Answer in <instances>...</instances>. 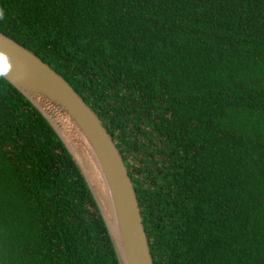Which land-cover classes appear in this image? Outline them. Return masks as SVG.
I'll list each match as a JSON object with an SVG mask.
<instances>
[{
	"label": "trees",
	"instance_id": "obj_1",
	"mask_svg": "<svg viewBox=\"0 0 264 264\" xmlns=\"http://www.w3.org/2000/svg\"><path fill=\"white\" fill-rule=\"evenodd\" d=\"M0 10L111 137L153 264H264V0ZM0 264H118L75 163L1 77Z\"/></svg>",
	"mask_w": 264,
	"mask_h": 264
},
{
	"label": "water",
	"instance_id": "obj_2",
	"mask_svg": "<svg viewBox=\"0 0 264 264\" xmlns=\"http://www.w3.org/2000/svg\"><path fill=\"white\" fill-rule=\"evenodd\" d=\"M0 77L46 121L78 168L118 264H153L127 170L100 120L70 85L33 53L0 33ZM67 119L85 141L78 139ZM66 117V118H65ZM104 188L99 193L94 184ZM106 189V190H105Z\"/></svg>",
	"mask_w": 264,
	"mask_h": 264
},
{
	"label": "bare ground",
	"instance_id": "obj_3",
	"mask_svg": "<svg viewBox=\"0 0 264 264\" xmlns=\"http://www.w3.org/2000/svg\"><path fill=\"white\" fill-rule=\"evenodd\" d=\"M66 118V117H65ZM54 120H55V122L56 123H58V124H64L65 125V123L66 122H68V120L67 119H63V118H54ZM68 127L71 129V131L74 133V135L78 138V139H80L82 142H83V144L85 143V141H84V139H83V137L81 136V134L79 133V132H77L76 131V129L68 122ZM85 145V144H84ZM94 184H95V186L97 187V189H98V191H99V193H101V194H103L104 195V188L102 189V187H100L99 185H98V180H97V178H95V180H94ZM106 190V189H105Z\"/></svg>",
	"mask_w": 264,
	"mask_h": 264
},
{
	"label": "clouds",
	"instance_id": "obj_4",
	"mask_svg": "<svg viewBox=\"0 0 264 264\" xmlns=\"http://www.w3.org/2000/svg\"><path fill=\"white\" fill-rule=\"evenodd\" d=\"M4 18V14H3V11L0 10V20H2Z\"/></svg>",
	"mask_w": 264,
	"mask_h": 264
}]
</instances>
